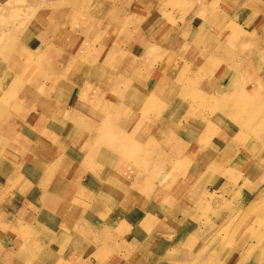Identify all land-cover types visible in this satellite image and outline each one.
Here are the masks:
<instances>
[{"label": "crops", "instance_id": "1", "mask_svg": "<svg viewBox=\"0 0 264 264\" xmlns=\"http://www.w3.org/2000/svg\"><path fill=\"white\" fill-rule=\"evenodd\" d=\"M90 1H57L60 10L62 6L64 9L66 5L72 6L73 13L69 10L64 14H73V24L62 23L60 19L48 24L44 30V49L47 43H55L51 49L55 50L62 38L60 44L68 52H61L51 60L59 61L60 69L65 63L62 57H75L84 49L83 64L78 63L77 71L87 75L80 78L81 74L75 75L71 81L76 84L74 89L68 94H58L51 104L55 112H59L66 100H78L85 89L90 97L98 91L107 96L98 107L80 115L87 121L93 118L96 121L103 111L105 114L112 111L113 105L107 104L110 98L107 86L104 87L99 79H92L94 66L111 51H118L119 57L114 63L118 64L120 72H125L124 77L131 83V88L148 92L146 86L153 78L163 76L161 63L168 57L164 44L174 30L167 21L171 18L167 10L175 8L179 0H112L109 7L89 13L90 25L83 22L77 25L76 21L82 16L81 12H86ZM229 1L216 13L204 7L190 12L193 13L185 33H197L202 27L211 43L207 42L205 48H195V51L190 49L185 60L187 68L176 70V76L180 75L176 81L183 77L180 82L185 97L193 94L203 97L207 85L226 78L229 81V74L246 75L250 67L258 65L257 55L264 52L259 48L256 53V43H246L244 47L241 39L230 38L239 30L234 26L226 30L224 25L233 24L242 0ZM256 1L247 0V17L257 16L249 7L251 4L260 12L257 17L264 21V0ZM242 29L246 35H252L250 28ZM244 39L248 40L247 37ZM213 49L216 54L211 53ZM111 61L114 60L109 63ZM43 77L41 81L46 88L54 86L52 78ZM189 78H192V84L188 83ZM73 110L75 107L72 106L68 114ZM207 125V119H203L196 126H186L182 138L170 132V125L166 138L155 140L154 151L151 144L145 142L139 153L114 158H97L91 153L84 155L73 148V143L69 147L63 140H59L63 155L50 152V156L44 158V148L60 146L57 142H48L46 138L52 132L45 133L47 129L42 136L45 145L42 144L43 149L39 151L43 156H28L23 149L19 154L17 151L11 153L7 148V154L0 155V264H65L74 255L84 258L83 264H144L147 261L145 254H151L155 260L164 240L170 239L174 243L186 240L181 228L193 217L190 215L192 208L205 204L214 194L220 198L228 177L235 178L233 184H237L244 200L253 206L264 194V171L258 174L254 168L255 160L240 156L231 159V164H237L243 170L246 165L250 166L244 172L232 171L231 166L222 167L217 149H201V138ZM40 135L42 133L37 130L27 136L32 148L40 145ZM56 156L58 159H54ZM179 157L183 164L177 171L174 164ZM195 159H201L202 163L189 167L188 162H195ZM38 162L42 163L43 169L45 166V171L40 170ZM176 181H182L181 187L176 186ZM63 248L67 249L66 255L62 254L54 261ZM64 256H67L65 260Z\"/></svg>", "mask_w": 264, "mask_h": 264}, {"label": "rangeland", "instance_id": "2", "mask_svg": "<svg viewBox=\"0 0 264 264\" xmlns=\"http://www.w3.org/2000/svg\"><path fill=\"white\" fill-rule=\"evenodd\" d=\"M57 1L62 0H0V91L5 92L3 96L6 98L3 106H0V110H11L16 115V120L22 124L26 123L28 119L34 120V116L37 115L34 109L41 110L46 104L44 98H41L36 105L38 108H36L29 99L28 94L24 93V90L26 92L36 91L35 94H38L40 90L35 84L39 78L47 76L52 78L48 79L52 80L54 86L47 87L46 92L49 94H46L49 99H53L51 96L57 98L59 97L58 94L62 93L63 95L65 92L74 89L76 84L71 82L72 78L83 73L77 71L78 63L83 64V48L75 57H62L65 62L63 69H60L59 61L45 62L49 68H46V70L44 68L39 69L44 60L51 61L58 57L57 54L68 52V49L63 48V45L60 44L62 38L54 47L55 50H51L55 43H47L45 45L47 48L44 49L46 38L42 33H44L48 24L52 25V22L56 23L59 19L62 23L65 22V24L71 26L73 24V14H68L69 18L68 15L64 14L69 10L73 13L72 6L66 5L65 9L62 6L60 10L57 7ZM111 1L91 0L89 7L85 9L86 12H81L82 18L80 17L76 21L77 25L80 22L90 25L92 19L89 18V13L93 14L99 12L101 8L109 7ZM253 1L257 3L256 0ZM227 2L230 1L179 0L175 8L167 10V14L171 17L167 21L172 24L174 30L168 35L167 41H165L166 44H164L168 57L166 61L161 63V70L165 74L162 76L163 91L160 92L162 97H158L160 107L157 106L158 103L153 105L152 101L146 103L148 98L144 101L139 97L140 94L143 95L142 90L131 88V83L126 81L124 77L125 72H120L118 64L114 63L118 60V51H111L112 53L108 54L107 58L103 57V61L101 60L100 63L94 66L98 76L93 73L94 77L92 79H99L103 82L104 87L107 86L106 90H108V96L110 97L107 104L109 106L113 105V109L106 114L103 111V114L96 121H94V118L90 121L85 120L88 126L86 129V143L90 135L93 136L92 131L97 136L96 141H93V144L90 145V150L102 149L101 155L110 158L116 155H135L140 152L143 144L148 142L147 144H151V149L154 151L157 147V144L154 143L155 140L163 141L166 138L165 136L169 132L167 130L170 128L169 125H171L170 132L182 138L186 126H196L200 120L207 119L208 125L201 138V149H217L222 167L223 165L225 167L231 166L229 168L232 171L242 173L245 169H248L247 167H250L246 165L243 170L237 164L236 166L231 164V159L238 156L244 159H254V168H256L254 170L258 174L264 171V52L259 56L257 55L258 65L250 67L246 75L229 74L231 75L229 81L226 78L227 81L207 85L204 88L203 97L198 93V95L193 94L185 97V89L180 82L183 77L180 78V81H176L177 77L180 76L178 74L176 76V70L178 71L181 67L187 68L185 60L187 61L186 57L190 53V49L195 51V48H205L207 42L211 43L210 37L207 36L206 30L202 27L197 33L193 31L191 35L189 32L185 33L189 16L193 13L190 12L195 11V8L204 7L205 10L216 13ZM246 2L247 0L241 1L233 24H225L224 26H226V30L230 26L237 27L239 32L234 36H230V38L241 39L244 47H246V42L252 45L256 43L254 47L258 48L257 52L255 51L258 54L259 48L264 49V21L257 17L260 12L251 4L249 7L257 16L255 18L247 17ZM85 13L87 14L83 16ZM243 27L250 28L252 35H246L242 29ZM38 32L42 33L39 34ZM246 37L248 40L244 39ZM185 43L188 47L184 46ZM151 45L153 46V43ZM23 46L28 50L33 49L31 53L34 54L23 51ZM46 50L44 59L37 61L39 59L37 54ZM211 53L216 54V49H213ZM111 59L114 61L109 63ZM42 65L44 66V63ZM29 68L36 69L31 76L32 81L31 83L22 84L23 91L17 92V86L13 87L14 73L17 70ZM169 72H171V75H168ZM188 81V83H193L192 78H189ZM87 94L88 91L85 89L77 102L90 97ZM93 95H96L100 100L96 99V102L88 100L85 101L84 105L81 104L84 108L82 114H88L89 109L98 107L103 98L107 96L100 94L98 91ZM144 95H146V92ZM151 95L153 94L151 93ZM73 101L75 100H66V103L70 105ZM16 109L17 111H15ZM51 109H54V107H51ZM128 115L129 119L126 120ZM68 120L69 118L66 119L61 114L55 120L54 125L58 122V126L64 127ZM159 126L162 127L161 130ZM106 127L111 129L105 130ZM47 131L52 132L46 138L48 142L54 141L60 144L58 149L63 153V145L59 142V135L64 132L63 128L46 130L45 133ZM40 132L42 135L38 137V140L40 138L41 141L44 132ZM86 145L81 146L80 144L78 147L85 150ZM183 146L182 144L179 148L181 152ZM14 149H23L24 151L21 143L17 144ZM74 149L77 151V148L74 147ZM17 151L19 152V150ZM52 153L57 154L58 152L52 151ZM55 158L58 159L57 156ZM194 158H197V156ZM201 163V159H195V162L190 161L188 165L192 167ZM182 164L183 160L179 157L174 164V170H180ZM206 171L211 172L209 169H206ZM246 179L251 180L250 178ZM234 180L235 178L231 177L225 179L226 184L221 189L220 198H216L214 194L210 196L205 204L192 208L190 215L193 217L188 218L181 228L186 240L184 238L183 241L175 243L174 241L171 242L170 239L164 240L161 245L162 249H160L155 260L150 257L151 254H145L147 261L145 260L144 264H150V262L151 264H264V194L261 195L262 199H257L253 206H249L241 195L237 184H233ZM136 182L139 181L136 180ZM180 182L182 184V181H176L175 183L178 188L181 187ZM208 185L209 182L206 183V186ZM210 187L214 189L212 186ZM128 195L131 196V193H128ZM190 234L192 236L187 237ZM66 248L60 250L61 253L59 252L54 261L59 257L61 258L62 254L66 255ZM66 258L67 256H64V260ZM82 259L84 258L74 255L65 264H83L84 260Z\"/></svg>", "mask_w": 264, "mask_h": 264}, {"label": "bare ground", "instance_id": "3", "mask_svg": "<svg viewBox=\"0 0 264 264\" xmlns=\"http://www.w3.org/2000/svg\"><path fill=\"white\" fill-rule=\"evenodd\" d=\"M41 33H39V34H41ZM42 34L44 35V33H42ZM15 48H18V47H15ZM23 51H26L27 53H31V51H33V49L28 50V48L23 46ZM43 52H40L38 54L36 53L38 58H39V59H37V61H39L40 59H44V53ZM31 54H34V53H31ZM26 62H28V61H26ZM51 62L52 61H49V62H46V63H51ZM43 63H44V66L42 65ZM46 63L43 61L40 64V68L39 69H43V68H44V70H46V68L48 69L49 67H47ZM35 70H36L35 68H29V69H26V70H17L16 71L17 74L14 73V78L12 79L13 80V87L17 86L16 87V91L17 92L23 91L22 86H21L22 84H25V83H28V82L31 83V81H32L31 80L32 79L31 76H32V74H33V72ZM93 73H96L95 75L98 76V73H97V71L95 69H93V71L91 72V74H93ZM85 74L86 73L83 72L80 77H84ZM164 74H165V72L163 73V75ZM42 78H44V77H42ZM41 80L42 79L39 78L37 80L36 84H35L37 86L38 90H40V91H38V94H35L36 91H33V92H28L27 91L26 92V90H24L25 91L24 93L28 94V96L30 97L29 99L33 102V105H35V107H36L37 103L40 101V99L45 97V99H44L45 102L44 103H46V104H44V108H42L41 110L40 109H34V111L37 112V115L34 116V120L33 119H28V121H26V123L22 124V123H19L16 120V115H14L11 112V110H7V111H1L0 110V154H2V156L6 155L7 154V148H9V150H11L10 151L11 153H13L14 151H17V150L20 151V149H14V148H15V146L17 144L21 143L28 156L30 154H35L36 157L38 155L41 156L42 154H39V151H41V149H43L42 148V144H44V142L41 140L39 146H36V147L32 148V146L29 145V141H28L27 136L30 137L32 132L33 131H37V130L44 132V129L45 130L46 129L47 130H58V129L63 128L64 132L60 133V135H59V139L60 140H63L65 143L67 142L66 144H68L69 147L73 143V145H75L74 147L77 148L78 150H80L84 155H87V154L91 153L95 157L101 158L102 157V155H101L102 149H98V150H96L97 148L94 149V150H90L89 149L90 145L93 144V141H96L97 136L94 135V131H92L93 136L90 135V138H88L89 140L86 143V141H85V138H87L86 137V129L88 128V126H87V124L85 122V119L80 116L82 114L83 110H84L82 105H84L85 101L90 100L92 102V100H93V101L96 102V99L100 100V98H98L96 95H94L93 97H86L83 100H79V102H77V100L73 101L71 103L73 105H71V104L68 105L66 103V101H65L66 105L63 106L61 111L55 112L54 109H51V107H53V106L50 105V104L54 101V99L56 100L57 98H55L53 96H51L53 99H49L48 98L47 94H49V93L46 92V86L44 85V83ZM79 83H81V82H79ZM23 88H24V86H23ZM146 88L147 89H145V91H148V92H146V95H144L145 92L142 91L143 95L140 94L139 97H141L144 101L148 98V101L146 103L152 101L153 105H156L158 103V97L159 98L162 97V94L160 93V92L163 91L162 77L160 79L153 78V82L151 84L147 85ZM151 93L153 95H151ZM4 94H5V92L3 90L0 91V106H3L4 102L6 101L5 96H3ZM142 96H144V97H142ZM220 101H219V103H220ZM68 106H69V108L66 109V107H68ZM72 106L75 107V110L71 111V113L68 114V110L70 108H72ZM157 106H159V103L157 104ZM36 108H38V106ZM57 110H59V109H57ZM15 111H17V109ZM61 114L63 115L64 118H66V119L69 118L67 124L64 127H60V126H58L59 123L57 122L56 123L57 125H53L52 126V124H54V122L57 119V117L59 115H61ZM6 118H8V119H6ZM128 119H129V115L127 116L126 120H128ZM64 128H68V129L65 130ZM109 129H111V128L110 127H106L105 130H109ZM159 129L161 130L162 127L159 126ZM70 130H72V131H70ZM78 134H79V137L77 138ZM80 144H81V146H84L85 144H87L85 146V150H83L82 148L78 147ZM46 146H48V145H46ZM86 147H88V148H86ZM48 148H44V158L47 157V156H50V152H52V151H57L58 152L55 155H60L61 154V151L58 149V147H56V145H49ZM71 150L73 151V149H71ZM175 152L176 151H173V153H175ZM18 154H19V152H18ZM62 155H63V153H62ZM117 156L119 157V156H123V155H116V157ZM114 157L115 156H112L111 158H114ZM40 164H42V163L38 162L40 170H42V171L44 170L45 171V166H44V169H43V165H40ZM82 187H83V185H82ZM2 189H3V187H2Z\"/></svg>", "mask_w": 264, "mask_h": 264}]
</instances>
